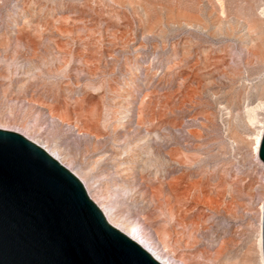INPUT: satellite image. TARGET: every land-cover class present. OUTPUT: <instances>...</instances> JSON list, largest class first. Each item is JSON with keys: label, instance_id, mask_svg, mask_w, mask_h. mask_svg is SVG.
Here are the masks:
<instances>
[{"label": "rangeland", "instance_id": "rangeland-1", "mask_svg": "<svg viewBox=\"0 0 264 264\" xmlns=\"http://www.w3.org/2000/svg\"><path fill=\"white\" fill-rule=\"evenodd\" d=\"M263 4L0 0V127L59 145L90 182L125 166L114 208L181 264H259Z\"/></svg>", "mask_w": 264, "mask_h": 264}, {"label": "water", "instance_id": "water-1", "mask_svg": "<svg viewBox=\"0 0 264 264\" xmlns=\"http://www.w3.org/2000/svg\"><path fill=\"white\" fill-rule=\"evenodd\" d=\"M257 156L264 164V130ZM264 263V203L262 210ZM0 264H160L42 148L0 129Z\"/></svg>", "mask_w": 264, "mask_h": 264}, {"label": "bare ground", "instance_id": "bare-ground-1", "mask_svg": "<svg viewBox=\"0 0 264 264\" xmlns=\"http://www.w3.org/2000/svg\"><path fill=\"white\" fill-rule=\"evenodd\" d=\"M264 5V4H263ZM262 14H264V6L259 9ZM22 75L15 76V80H19V78ZM25 104H28L30 102L29 99H24ZM262 103V102H261ZM264 103H262L263 105ZM128 107V106H127ZM253 110V108H251ZM122 113H125V111H122ZM124 117H126V114H123ZM8 130V131H17L24 135L27 131V129L21 128L19 130H15L13 128L9 127H0V129ZM264 130V117L261 120L260 129L257 131V135L255 137V146H254V152L257 154L259 149L260 140L263 134ZM22 131V132H21ZM18 133V134H19ZM20 134V135H21ZM153 135V132H146L143 133V135L139 136L137 144L134 145V147H139L143 144H147L150 137ZM25 136V135H24ZM23 136V137H24ZM27 139V138H26ZM32 143L36 144L40 148H42L51 158H53L55 161H57L60 165H62L66 170H68L74 177H76L79 182L82 184L87 196L92 201V203L97 207L101 215L103 216L104 220L113 228L117 229L121 233H123L125 236H127L129 239L134 241L137 245H139L143 250H145L154 260H156L160 264H181L178 262V260L173 256V254L167 253L165 249V245L163 242L156 241V239L150 234V232L147 231V227L144 226V224H139L138 222H135V216L129 213H117L118 209H115L113 202L119 201V210L122 209L120 203L129 197L130 191L126 188H124V185H130L132 182L128 180V176L131 172L130 170H127V168H123L125 166H121L122 169L121 173L117 175L118 180H115V182H111L110 184L105 183L104 185L100 182L96 181H89V172L85 170H76L74 168L73 162H68L69 155L64 152V150L57 144H51L50 146L42 145L39 140H30ZM138 149V148H135ZM145 149V148H143ZM137 155H139L140 159L141 157H144L145 159V153L139 152ZM161 160L164 163L168 162H176L170 156V154H162L160 157ZM115 185V187H113ZM114 189L119 192V194H104L103 191ZM123 191V193H122ZM165 203L170 205V202H174L175 211L178 212L179 210V204L181 203L182 199L178 197L177 195H174L172 193L171 197L165 196ZM263 203L262 201L260 205V215L262 220V210H263ZM133 204V203H132ZM127 209L129 208V211H132L134 213L137 212L135 209V206H125ZM142 223V222H141ZM262 230L260 229L259 238L257 242V248L259 252V264L263 263V254H262Z\"/></svg>", "mask_w": 264, "mask_h": 264}]
</instances>
